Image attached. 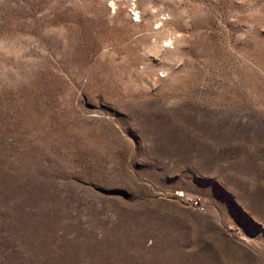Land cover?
<instances>
[{
    "label": "rangeland",
    "instance_id": "374dc122",
    "mask_svg": "<svg viewBox=\"0 0 264 264\" xmlns=\"http://www.w3.org/2000/svg\"><path fill=\"white\" fill-rule=\"evenodd\" d=\"M0 264H264V0H0Z\"/></svg>",
    "mask_w": 264,
    "mask_h": 264
},
{
    "label": "built area",
    "instance_id": "2783aa9c",
    "mask_svg": "<svg viewBox=\"0 0 264 264\" xmlns=\"http://www.w3.org/2000/svg\"><path fill=\"white\" fill-rule=\"evenodd\" d=\"M242 238V237H241Z\"/></svg>",
    "mask_w": 264,
    "mask_h": 264
}]
</instances>
